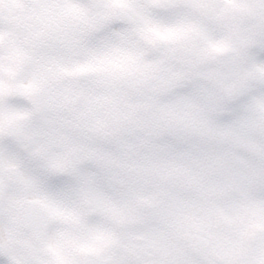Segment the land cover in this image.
<instances>
[{"label": "clouds", "instance_id": "clouds-1", "mask_svg": "<svg viewBox=\"0 0 264 264\" xmlns=\"http://www.w3.org/2000/svg\"><path fill=\"white\" fill-rule=\"evenodd\" d=\"M0 264H264V0H0Z\"/></svg>", "mask_w": 264, "mask_h": 264}]
</instances>
